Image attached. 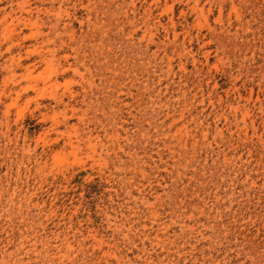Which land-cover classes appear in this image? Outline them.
I'll use <instances>...</instances> for the list:
<instances>
[{
  "label": "rangeland",
  "instance_id": "rangeland-1",
  "mask_svg": "<svg viewBox=\"0 0 264 264\" xmlns=\"http://www.w3.org/2000/svg\"><path fill=\"white\" fill-rule=\"evenodd\" d=\"M0 264H264V0H0Z\"/></svg>",
  "mask_w": 264,
  "mask_h": 264
}]
</instances>
